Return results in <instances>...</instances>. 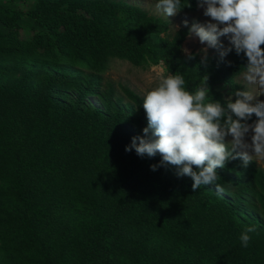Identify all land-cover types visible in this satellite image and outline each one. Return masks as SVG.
<instances>
[{
  "label": "trees",
  "instance_id": "trees-1",
  "mask_svg": "<svg viewBox=\"0 0 264 264\" xmlns=\"http://www.w3.org/2000/svg\"><path fill=\"white\" fill-rule=\"evenodd\" d=\"M189 28L170 35L168 21L123 0H0V264H264L255 161L217 168L223 192H194L176 166L151 170L159 154L125 151L147 118L144 97L105 82L113 60L162 64L190 91L207 75L208 99L224 105L245 90L235 79L246 57L188 60Z\"/></svg>",
  "mask_w": 264,
  "mask_h": 264
},
{
  "label": "clouds",
  "instance_id": "clouds-1",
  "mask_svg": "<svg viewBox=\"0 0 264 264\" xmlns=\"http://www.w3.org/2000/svg\"><path fill=\"white\" fill-rule=\"evenodd\" d=\"M198 7L209 20L203 24L194 22L188 35L198 37L203 56L200 64L208 65V49H218L221 60L233 50L243 54L247 63L243 66V78L258 91L236 90L226 105L220 100H209L208 76L205 85L190 91L183 75L160 76L158 83L145 94L142 107L147 118L143 135L133 137L125 151L133 149L140 157H161L160 164L151 165L155 171L160 166L173 165L178 176L192 180L195 192L202 185L223 187L217 182L221 177L217 168H224L236 159L247 168L254 160H264V0H197ZM181 0H158L157 8L167 17L175 16L183 8ZM184 26L188 27L185 20ZM177 29L179 26H175ZM224 37L225 46L220 42ZM188 60L195 53L183 49ZM231 63L230 61L228 62ZM253 115L256 120L248 123ZM138 141V142H137ZM256 226H248L240 235L243 247H248L256 232Z\"/></svg>",
  "mask_w": 264,
  "mask_h": 264
},
{
  "label": "rangeland",
  "instance_id": "rangeland-1",
  "mask_svg": "<svg viewBox=\"0 0 264 264\" xmlns=\"http://www.w3.org/2000/svg\"><path fill=\"white\" fill-rule=\"evenodd\" d=\"M126 3L138 6L145 11H147L150 15H154L169 23V34H173L176 30L185 27L184 21L187 20L188 27L194 22L205 23L209 20L208 17L203 15V9L197 7V10L193 13L191 12H179L175 16L167 17L162 9L156 7L157 3L153 0H123ZM175 26H179L178 29ZM220 42L227 46L228 41L226 38L221 37ZM205 44H201L199 42L198 37L192 35L191 37H187L183 43V49H187L189 52H197L200 56H203L201 49L205 48ZM208 55L214 56L219 55L218 49H208ZM168 75L164 69L162 64L157 66H146L143 68H136L130 65L127 62L113 60L106 73L104 74L105 82H109L114 85L117 94H121L119 90V86H126L138 95L145 97V94L150 91L153 87L158 83V79L160 76ZM237 83L242 85L245 90L258 91L255 85H250L243 78V74L235 79ZM258 100H264V95L257 96ZM91 102L95 105H99V102L96 98H91ZM257 166L264 171V160L254 159Z\"/></svg>",
  "mask_w": 264,
  "mask_h": 264
}]
</instances>
